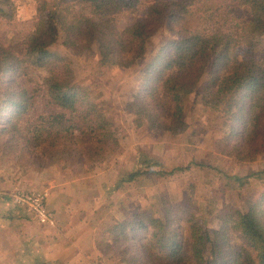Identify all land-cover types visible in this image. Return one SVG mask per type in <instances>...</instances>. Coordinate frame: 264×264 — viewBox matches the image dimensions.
I'll use <instances>...</instances> for the list:
<instances>
[{
	"label": "trees",
	"instance_id": "obj_1",
	"mask_svg": "<svg viewBox=\"0 0 264 264\" xmlns=\"http://www.w3.org/2000/svg\"><path fill=\"white\" fill-rule=\"evenodd\" d=\"M34 1L36 27L23 40L21 55L0 46V105L11 113L0 127V143L9 152L30 158L33 150L49 163L103 162L118 145L114 123L73 82L68 60L50 47L59 43L80 50L96 45L101 65L131 68L145 60V39L161 27L173 37L141 67L139 91L125 105L133 123L177 134L184 124V98L202 84L203 99L220 107L231 122L223 153L253 160L264 147V62L257 63L249 50L236 54L244 40L253 43L264 34V0H235L250 10L248 26L236 35L189 31L182 25L190 5L201 4L207 11L219 0L155 1L146 6L143 18L122 31L105 19L106 7L113 13L134 10L140 0ZM12 7V0H0V17L10 18ZM33 67L47 78L31 88L21 81ZM39 92L53 107L50 112L36 110ZM6 134L11 136L2 142ZM142 173L130 172L119 182L129 183ZM186 212L164 199L158 215L132 212L105 229L101 251L110 257L114 247L123 264H264V193L246 210L234 211L230 226L218 230L201 228ZM230 231L244 246L231 244Z\"/></svg>",
	"mask_w": 264,
	"mask_h": 264
},
{
	"label": "rangeland",
	"instance_id": "obj_2",
	"mask_svg": "<svg viewBox=\"0 0 264 264\" xmlns=\"http://www.w3.org/2000/svg\"><path fill=\"white\" fill-rule=\"evenodd\" d=\"M155 1L165 0H140L134 10L118 13H113L109 5L105 19L112 20L114 27L122 31L143 18L146 6ZM12 3L10 18L0 17V46L21 55L23 40L35 31L36 3L34 0H12ZM188 8L189 14L182 25L189 31L220 30L236 35L241 34L250 21L249 8L235 0H219L207 11L201 4ZM172 37L166 27L148 35L145 60L131 68L101 65L96 45L80 50L65 48L59 43L50 47L52 52L68 60L73 82L83 88L90 101L100 104L114 123L118 145L103 162L91 166L49 163L33 150L30 158L18 157L19 153L9 152L0 143V172L17 179L13 180L15 184L10 194L45 193L46 207L52 213L59 212L61 226L72 218L79 222L73 227L76 232H94L95 248L110 264L123 263L114 247L109 251L110 257L101 251L104 231L132 212L141 210L158 215L160 200L164 199L193 215L201 228L218 230L230 226V215L234 211L246 210L264 193V147L253 160H240L235 154L223 153L222 141L230 132L231 122L220 107L203 99L202 84L184 98V124L177 134L155 127L150 130L147 125L137 127L133 123L134 117L125 105L139 91L141 67ZM252 40L253 43L244 40L236 54L249 50L253 59L262 64L264 34ZM45 78L44 71L33 67L21 83L32 88ZM38 94L36 110L50 112L53 107L45 101L42 92ZM2 109L0 105V127L7 124L11 115ZM10 136L3 135L2 142H8ZM143 156L146 158L141 164ZM149 162L155 165L149 167ZM137 170H141L142 175L120 184L119 179L125 174ZM51 192L54 195L50 198ZM23 214L32 221L26 231L33 236L37 233L52 236L57 234V228L64 227L40 225L24 211ZM229 234L232 245L244 246L238 234L232 231Z\"/></svg>",
	"mask_w": 264,
	"mask_h": 264
},
{
	"label": "crops",
	"instance_id": "obj_3",
	"mask_svg": "<svg viewBox=\"0 0 264 264\" xmlns=\"http://www.w3.org/2000/svg\"><path fill=\"white\" fill-rule=\"evenodd\" d=\"M13 180L15 182L16 177L0 172V264H110L97 252L94 232H76L73 229L76 222L71 216L62 227L57 210L53 212L51 224L62 227L57 228V234L42 236L37 233L33 236L31 232L27 233L32 221L9 196L15 184ZM53 195L51 192L50 198Z\"/></svg>",
	"mask_w": 264,
	"mask_h": 264
},
{
	"label": "built area",
	"instance_id": "obj_4",
	"mask_svg": "<svg viewBox=\"0 0 264 264\" xmlns=\"http://www.w3.org/2000/svg\"><path fill=\"white\" fill-rule=\"evenodd\" d=\"M12 202L40 225L52 224L53 213L46 207V194L35 192H14Z\"/></svg>",
	"mask_w": 264,
	"mask_h": 264
}]
</instances>
